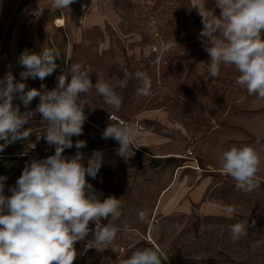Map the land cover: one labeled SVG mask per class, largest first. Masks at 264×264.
Returning a JSON list of instances; mask_svg holds the SVG:
<instances>
[{"label":"rangeland","instance_id":"1","mask_svg":"<svg viewBox=\"0 0 264 264\" xmlns=\"http://www.w3.org/2000/svg\"><path fill=\"white\" fill-rule=\"evenodd\" d=\"M200 2L214 5V0H75L71 10L57 11L49 8L51 0H0V78L11 71L20 81L21 53L44 47L60 54L61 68L65 63L90 67L93 83L99 74L115 85L123 77L121 66L144 71L152 81L150 97L136 95L135 79L127 88H116L123 97L119 111L94 89L85 97L87 119L73 144L85 141L81 151L86 157L93 150L103 152L96 178L86 180L101 201L109 196L123 201L114 223L127 222L131 231L117 235L114 250L101 252L78 241L73 264H120L145 247L162 249L168 256L162 264H264V165L257 176L260 187L244 192L217 163L218 155L234 145H250L264 157V101L236 84L239 73L233 67L222 66L217 78L206 79L208 56L198 38L203 24L194 7ZM57 19H64L65 26L56 28ZM162 42H172L171 49L161 51ZM59 74L58 68L43 81L48 90ZM23 82L25 91L40 89L42 83ZM38 103L37 97L31 107ZM108 111L114 123L125 121L137 129V143L126 160L116 155L117 141L102 138L110 123ZM45 123L37 114L24 126L31 135L0 152L5 195H11L8 189L26 163L54 154L43 136ZM76 151L73 146L63 155ZM229 205L242 211L230 218L225 212ZM138 210L147 211V221L138 219ZM243 219L249 232L233 243L229 227Z\"/></svg>","mask_w":264,"mask_h":264},{"label":"clouds","instance_id":"2","mask_svg":"<svg viewBox=\"0 0 264 264\" xmlns=\"http://www.w3.org/2000/svg\"><path fill=\"white\" fill-rule=\"evenodd\" d=\"M74 2L51 0L49 8L71 10ZM194 7L203 24L198 38L208 56L206 79L217 78L222 66L233 67L239 73L236 84L245 88L249 96L264 101V0H214L211 8L204 2ZM216 9L220 10L218 15ZM171 47L172 42H162L161 51ZM60 58L58 52L44 47L39 52L24 51L18 60L23 69L20 81H16L11 71L0 78V140L4 141L0 152L31 135V129L24 126L37 114L46 122L43 134L46 142L55 147L54 154L26 163L15 186L8 189L11 195L4 194L7 177L0 176V264H73L78 241L86 240L85 247L89 249L114 250L117 235L131 231L127 222L114 223L122 215L123 201L114 196L101 201L86 180V176L96 178L103 166V152L93 150L86 157L81 151L86 142L77 140L74 145L72 137L82 135L87 119L85 97L93 89L106 105L119 111L123 97L116 88H127L135 79L139 81L136 95L150 97L152 81L144 71L133 73L121 66L123 77L115 85L99 74L93 83L90 67L65 63L61 68L57 63ZM58 68L57 83L48 90L43 81ZM29 78L39 79L40 89L25 91L27 86L23 81ZM37 97L39 103L33 109L31 104ZM17 99L20 103L14 104ZM112 115L109 112L110 123L103 130L102 138L117 141L116 155L126 160L137 143V129L125 121L114 123ZM73 146L77 149L75 155H63L65 149ZM217 163L235 181L237 190L252 192L260 187L257 176L264 157L256 148L234 145L218 155ZM238 211L242 209L235 205L225 209L230 218ZM137 215L141 222L148 220L145 210H138ZM109 217L107 224L101 223ZM248 228L247 219L232 224L231 241L235 243L247 236ZM167 260L162 249L145 247L136 248L120 264H162Z\"/></svg>","mask_w":264,"mask_h":264},{"label":"bare ground","instance_id":"3","mask_svg":"<svg viewBox=\"0 0 264 264\" xmlns=\"http://www.w3.org/2000/svg\"><path fill=\"white\" fill-rule=\"evenodd\" d=\"M54 26L56 27V28H61V27H64L65 26V20L64 19H57L56 21H55V23H54ZM118 120L116 119V121L115 122H117ZM139 135V134H138ZM137 137H139V136H137ZM167 192V190H165L164 192H163V194L164 193H166ZM174 198V197H173Z\"/></svg>","mask_w":264,"mask_h":264},{"label":"crops","instance_id":"4","mask_svg":"<svg viewBox=\"0 0 264 264\" xmlns=\"http://www.w3.org/2000/svg\"><path fill=\"white\" fill-rule=\"evenodd\" d=\"M202 184H205V182L203 181L202 183H201V185ZM203 186V185H202ZM202 189V187H198V188H196L195 189V193H199V191Z\"/></svg>","mask_w":264,"mask_h":264}]
</instances>
